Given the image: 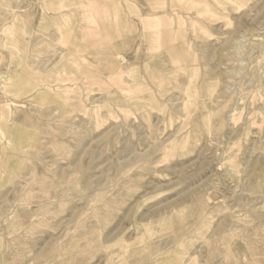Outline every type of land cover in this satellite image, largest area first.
<instances>
[{"label":"rangeland","instance_id":"obj_1","mask_svg":"<svg viewBox=\"0 0 264 264\" xmlns=\"http://www.w3.org/2000/svg\"><path fill=\"white\" fill-rule=\"evenodd\" d=\"M0 264H264V0H0Z\"/></svg>","mask_w":264,"mask_h":264}]
</instances>
